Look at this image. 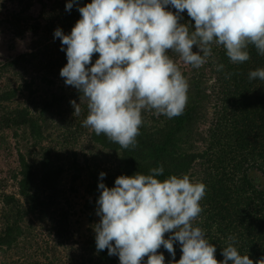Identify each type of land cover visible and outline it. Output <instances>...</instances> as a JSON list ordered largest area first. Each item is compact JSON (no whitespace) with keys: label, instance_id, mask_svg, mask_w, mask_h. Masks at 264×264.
<instances>
[{"label":"clouds","instance_id":"9594fccd","mask_svg":"<svg viewBox=\"0 0 264 264\" xmlns=\"http://www.w3.org/2000/svg\"><path fill=\"white\" fill-rule=\"evenodd\" d=\"M74 4L80 18L70 33L54 30L67 58L60 76L87 100L84 126L123 148L136 146L142 111L171 119L186 107L189 83L169 50L193 68L212 56L213 44L223 46L232 63L248 61L250 45L264 56V0H90L83 6L68 0L66 10ZM185 10L194 20L192 31L179 22ZM248 75L264 80V68ZM72 103L79 114V104ZM163 171L161 166L149 174H121L112 187L100 172L97 251L107 249L119 264H142L145 256L146 264H165L157 250L163 246L175 257L174 244L179 243L182 255L176 264H260L234 243L223 248L218 261L216 246L193 225L203 210L205 184L188 174L160 180Z\"/></svg>","mask_w":264,"mask_h":264},{"label":"rangeland","instance_id":"374dc122","mask_svg":"<svg viewBox=\"0 0 264 264\" xmlns=\"http://www.w3.org/2000/svg\"><path fill=\"white\" fill-rule=\"evenodd\" d=\"M88 2L90 0H83L78 4L83 6ZM67 3L68 0H0V63L27 54L21 65L5 73V83L19 88L17 96L9 105L28 106L34 116L43 112L44 118L40 121L44 125L43 138L38 145H34L30 131L20 128L16 133L14 127L0 126V240L5 239L8 232H12L14 237L10 245L0 242V264H103L99 260L100 251H97L95 241V226L100 220L96 213L98 198L90 192V184L95 181V177L100 178L101 171L106 173L104 178L113 177L125 172L127 164L121 151L104 148L91 138L92 129L83 124L89 111L87 100L81 99L83 94L66 85L60 76V69L67 63V58L66 52L61 50L60 39L54 38V30L60 27L66 34L70 33L80 18L77 5L66 10ZM171 10L175 12L174 8ZM183 14L188 15L187 10ZM216 46L212 45V54L223 49L222 46L216 49ZM97 54H93L92 63ZM170 54H175L182 73L184 70L190 71L192 66L186 64L180 54L169 50ZM220 55L216 53L215 61L212 59L214 65L205 69L208 75L207 92L210 94L216 85L215 62H218ZM50 60L54 64H49ZM250 64L254 65L249 71L264 68V56L255 55ZM190 75L186 77L187 81ZM45 77L53 81H47ZM26 80L34 81L37 90L34 95L20 89ZM251 96L252 99H263L258 92L251 93ZM54 97L59 98V101L56 102ZM214 99L212 96L209 102L206 121L199 124L204 134L214 123ZM73 101L79 104V114H75ZM45 102L56 104L48 108ZM240 128L243 134L248 132L253 135L258 126H239L237 130ZM198 146L204 149L208 145L202 141ZM20 153L36 171L31 191L34 201H28L20 194ZM231 156L230 169L239 162H236L238 156L235 152ZM47 159L50 161L44 166ZM206 166V162H198L195 175H188L193 181L202 182ZM57 170L61 171L58 175ZM242 170L235 175L241 179L245 175L246 178L253 177L252 184H258L259 188L264 186L263 171L255 168L246 172L244 167ZM76 174H80L77 179L74 177ZM52 178H56L53 183L50 182ZM245 192L247 196L251 193L247 189ZM7 195L16 200L12 199V203H8ZM203 199L200 201L203 210L193 225L200 227L212 243L211 237L216 235H209L208 228L202 223L209 218L212 210L208 204H204ZM214 231L211 229V232ZM260 235L264 237V223ZM176 244L181 251L179 243ZM157 251L163 253L165 264H176L172 256ZM218 252L219 247L216 248ZM178 255L181 257L182 251ZM146 261L147 256L143 258L142 264H146Z\"/></svg>","mask_w":264,"mask_h":264},{"label":"trees","instance_id":"16d2710c","mask_svg":"<svg viewBox=\"0 0 264 264\" xmlns=\"http://www.w3.org/2000/svg\"><path fill=\"white\" fill-rule=\"evenodd\" d=\"M82 2L83 0H78V3ZM67 17L69 18V16ZM179 22L190 26V31L194 30L191 27V25L194 27V20L188 15L183 14ZM195 48L196 46L193 47L194 51H196ZM215 48L219 49L217 46ZM249 52L250 59L248 61L232 63L224 48L217 50L216 53L221 55L218 62L215 63L217 66L222 64L223 68L220 70L215 68L217 80L216 85L213 86L212 94L207 92L209 89L207 86L208 75L205 73V69L214 65L216 53H213L201 67H191L189 72L184 70L185 77L189 74L192 75L188 77V99L183 113L169 119L164 115H156L154 110L142 111L143 124L140 127V134L136 138L135 147L123 148L118 143L111 141L105 134L97 135L94 130L91 131V138L104 148L121 151L126 161L127 170L125 172L103 178L104 183L109 187L114 186L115 178L121 174L133 175L136 172L149 174L151 169L161 166L164 171L157 177L160 180L172 174L195 175L194 170L197 163L206 162L207 166L202 174V182L206 186L204 196L206 199H203V202L208 204L212 212H210L209 218H206L202 223L205 228H208L209 235L210 233L216 235L211 237L213 238L212 244L217 245L216 248L219 247V252L215 253L216 259L222 260L223 248L227 247L229 243H234L242 255L248 254L254 262L262 260L260 264H264V237L260 235L264 223V186L259 188L258 184H252L253 177L246 178L245 175L241 179L235 175V173L243 171L242 167L246 172L255 168L264 172V144L261 143L264 142V80L249 79L248 72L254 65L250 64V60L258 54L252 45L249 46ZM26 55L23 54L0 63V126L14 127L16 133L20 128L28 130L34 145H38L43 138L44 125L40 122L44 120L43 112L34 116L28 106H10L9 103L17 96L19 88L5 83V73L12 67L21 65V62L26 59ZM170 55L177 63L175 54ZM97 56L98 54L96 59ZM49 64L54 63L50 60ZM177 65L180 69L182 68L178 63ZM44 79L53 81L49 77ZM33 82V80L30 82L26 80L20 89L34 95L37 90L34 88ZM257 92L263 99L258 100L257 97L252 99L251 93ZM212 96L215 97L214 123L208 133L204 134L200 131L199 124L205 122L209 115V102L212 101ZM54 98L56 102L59 101V98ZM55 104L54 102H45V106L48 108ZM246 125H256L258 129L253 135H249L248 132L243 134L241 128L237 130L239 126L245 127ZM202 141L208 145L204 149L198 146V143ZM234 152L238 156L236 162H239L233 164V168L230 169L231 154ZM19 158L21 163L20 194L28 201H34L31 191L35 183L36 171L22 153ZM49 161L47 159L43 165L47 166ZM60 172L57 170L56 175ZM79 175H74L75 179ZM55 180L56 178H52L50 182L53 183ZM99 180L100 178L95 177V181L90 184V192L96 198L100 195ZM245 189L251 191L249 196L245 194ZM7 199L8 203H12V199L16 200L9 195H7ZM211 229L215 231L211 232ZM168 235L165 234V238ZM13 240L12 232H8L5 239L0 242L10 245ZM174 248L176 254L173 258L178 261L180 259L178 254L181 251L176 243ZM158 250L171 256L163 246ZM99 260L103 264H119V257L108 255L107 249L100 251Z\"/></svg>","mask_w":264,"mask_h":264}]
</instances>
